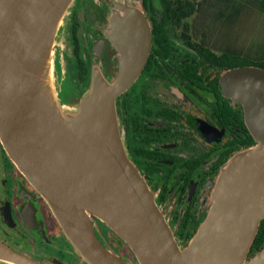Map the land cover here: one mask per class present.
<instances>
[{
	"label": "water",
	"instance_id": "water-1",
	"mask_svg": "<svg viewBox=\"0 0 264 264\" xmlns=\"http://www.w3.org/2000/svg\"><path fill=\"white\" fill-rule=\"evenodd\" d=\"M72 2L0 0V143L75 252L89 264H135L101 241L99 219L127 245L137 264H264V245L249 255L264 218V68L235 66L221 76V90L242 106L254 143L220 168L208 211L182 248L127 155L116 112V97L147 59L150 34L144 12L115 4L104 32L117 50L118 72L107 79L94 66L74 108L57 95L52 50L65 126L35 95L47 30ZM0 260L39 264L1 243Z\"/></svg>",
	"mask_w": 264,
	"mask_h": 264
},
{
	"label": "flooded vegetation",
	"instance_id": "flooded-vegetation-1",
	"mask_svg": "<svg viewBox=\"0 0 264 264\" xmlns=\"http://www.w3.org/2000/svg\"><path fill=\"white\" fill-rule=\"evenodd\" d=\"M181 1L73 0L55 36L53 61L60 102L77 105L94 66L107 79L118 72L117 50L104 32L115 4L144 12L150 34L147 59L116 97V112L127 155L183 248L208 211L220 168L254 139L242 106L220 87L221 76L233 67L232 53L245 58L247 44L230 28L204 20V7L185 8ZM96 223L101 241L137 264L127 245L105 223ZM0 243L39 264H89L1 143Z\"/></svg>",
	"mask_w": 264,
	"mask_h": 264
},
{
	"label": "trees",
	"instance_id": "trees-1",
	"mask_svg": "<svg viewBox=\"0 0 264 264\" xmlns=\"http://www.w3.org/2000/svg\"><path fill=\"white\" fill-rule=\"evenodd\" d=\"M185 8H195V5L204 7L203 14H207L204 20L213 21L222 29L230 28L231 31L238 26L242 14L246 12H257L264 17V0H183L178 2ZM187 12H184L186 17ZM232 35V34H231ZM261 44L248 43L247 56L238 58L239 55L232 53V66L256 65L264 68V42ZM264 245V218L261 219L257 233L252 241L249 254H253Z\"/></svg>",
	"mask_w": 264,
	"mask_h": 264
},
{
	"label": "bare ground",
	"instance_id": "bare-ground-1",
	"mask_svg": "<svg viewBox=\"0 0 264 264\" xmlns=\"http://www.w3.org/2000/svg\"><path fill=\"white\" fill-rule=\"evenodd\" d=\"M68 4L66 3L58 12L55 21L50 25L47 30V38L43 42L42 52L37 72L41 83L35 89V95L45 107L52 112L58 119L62 126L64 124L63 114L61 112L59 102L55 93L54 80L51 69V53L54 51L55 36L57 31L68 14Z\"/></svg>",
	"mask_w": 264,
	"mask_h": 264
},
{
	"label": "rangeland",
	"instance_id": "rangeland-1",
	"mask_svg": "<svg viewBox=\"0 0 264 264\" xmlns=\"http://www.w3.org/2000/svg\"><path fill=\"white\" fill-rule=\"evenodd\" d=\"M231 32L233 37H237L238 39H241L242 42H244L247 45L248 43L261 44L260 41L264 42V17L254 11L246 12L242 14L238 26L235 27L234 30ZM237 42L240 43L239 40H237ZM66 89H67V85L64 82L62 83V90L64 97H66ZM69 106H71V108H74L77 105H69Z\"/></svg>",
	"mask_w": 264,
	"mask_h": 264
}]
</instances>
